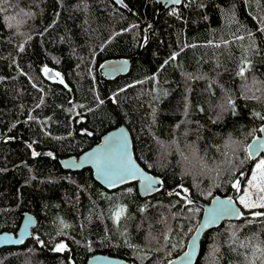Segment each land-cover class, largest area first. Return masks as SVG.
<instances>
[{
	"label": "trees",
	"instance_id": "obj_1",
	"mask_svg": "<svg viewBox=\"0 0 264 264\" xmlns=\"http://www.w3.org/2000/svg\"><path fill=\"white\" fill-rule=\"evenodd\" d=\"M123 1L0 0V231L15 232L27 211L37 217L23 245L0 248V264H86L97 252L168 264L185 251L203 205L237 199L232 183L264 157L251 162L248 153L264 123L256 115H264V0ZM122 57L133 58L127 74L101 73ZM121 122L138 161L162 178L152 195L137 182L109 190L91 168L60 163ZM241 207L243 217L202 234L194 264H264V217L251 216L264 209Z\"/></svg>",
	"mask_w": 264,
	"mask_h": 264
},
{
	"label": "snow or ice",
	"instance_id": "obj_2",
	"mask_svg": "<svg viewBox=\"0 0 264 264\" xmlns=\"http://www.w3.org/2000/svg\"><path fill=\"white\" fill-rule=\"evenodd\" d=\"M121 2V0H118ZM174 3L180 4L181 0H173ZM3 11V9H0ZM264 23V20L261 21ZM132 27H136L133 25ZM127 29H125L126 31ZM259 31L264 32V28H260ZM238 39H243L239 37ZM146 40V38H145ZM225 44L229 43V41H224ZM23 46L21 45L20 51H23ZM179 53H174L170 59L174 60ZM168 63V61H165ZM251 65V61L244 59L239 67L238 75L244 77L246 71H248ZM115 71L122 70L120 67H115ZM45 76H47L50 80L56 81L58 78V82L60 84H64V79L59 72H52L47 66L42 69ZM67 87V85H65ZM43 92V89H40ZM43 98H41L40 104H37L36 107H40L43 104ZM100 103H103L101 100ZM228 103L231 107H235V102L231 100L229 97ZM256 115L260 116L261 120H264V115H260L257 113ZM34 117L29 115L28 120H32ZM261 132H264V128L260 129ZM91 135V133H88ZM31 148V144L28 145ZM127 137L121 131L119 135H113L108 138L106 142L105 148L94 152L88 155V157L81 161L83 163H95L97 172L99 173V178L104 180L105 183L108 184L109 187H114L117 184L124 183L127 180L133 179L137 176H140L144 181V191L146 193H150L154 190V185L162 184V181H158L152 177L146 176L143 172L137 167V165L132 161L128 151H127ZM249 157H254L259 155L260 152H264V140L257 138L256 142L252 145H249ZM195 154V153H194ZM33 156L41 155V153L33 150ZM51 156V153H48ZM187 159V158H186ZM68 167H80V164H77L75 161H69L67 163ZM240 177H245V173L241 172ZM232 187L238 193L236 201L233 200L231 196L227 197L224 200L219 199L218 197L214 199V206L207 210V216L204 221L201 223L200 228L197 229V232H200L201 229L207 228L210 225H214L219 222L221 219L225 217H236L241 218L244 216V212L240 210L236 205L243 206L245 209H264V157H261L258 162H256L254 169L252 170L251 177L246 179V189L241 191V179L236 178L232 183ZM248 189H252L257 193V198L253 199L252 192L248 191ZM131 191V189H128ZM185 193H187V189H183ZM185 203L188 205L194 204L195 202L190 199L188 196L184 197ZM189 211H199L196 209H189ZM125 209L122 206H118L113 214V218L116 222H119L121 217L124 215ZM253 217H264V211H254L251 213ZM67 227V225H65ZM191 231V230H190ZM167 239V238H166ZM66 245L61 243L57 245L55 251H64L66 249ZM192 251L186 252L182 260L190 261L193 252L195 251L196 241L195 237L192 240V243L189 246ZM169 264H173L172 261H169Z\"/></svg>",
	"mask_w": 264,
	"mask_h": 264
},
{
	"label": "water",
	"instance_id": "obj_3",
	"mask_svg": "<svg viewBox=\"0 0 264 264\" xmlns=\"http://www.w3.org/2000/svg\"><path fill=\"white\" fill-rule=\"evenodd\" d=\"M114 1L117 2L119 5H123L126 7L123 0H121V2H118V0H114ZM156 1L167 8V7H171V6L180 5L185 0H181L180 4L174 3L173 0H156ZM132 60H133V58H123V57L122 58L107 59L100 66L101 73L108 78H114V77H117V76L122 75V74H127L130 71ZM115 67H120L122 70L115 71L114 70ZM261 128H264V123L261 126ZM121 131H123V133L127 137V145H128L127 151L129 153L132 161L137 165V167L143 172L144 175L152 177L158 181H162V178L160 176L155 175L151 171L147 170L136 158L131 132L123 122H121L118 126L112 128L109 131H107L106 133H104L101 136V139L99 142H97L92 147L88 148L87 150L83 151L81 154H79L77 156L71 155V156L62 157L60 159L61 165L65 169H70V170H80V169H83L85 167L91 168L92 173H93V177L100 184H102L105 188H107L109 190L117 189L123 185L129 184L132 182H137V188H138L140 195L149 196V195L154 194L160 188L161 184L158 183V184L154 185V188L157 190H154L150 193H146L144 191L143 179L140 176H137L133 179L125 181L124 183L117 184L114 187H109L108 184L105 183L104 180L99 178V173L97 172V168H96L95 163H83V164H81V161H84L88 157L89 154L94 153V152H98V151L104 149L106 142L108 141V138L113 136V135H119L121 133ZM0 133H1V129H0ZM257 138L264 140V132L260 131V134L256 137H254L249 142L248 146L254 144L256 142ZM249 152H250V150L248 147V153ZM261 155H264V152H260L259 155L251 157L250 158L251 162L255 161ZM69 161H75L77 164H80V167H68V166H66ZM248 170H249V168H246L243 171L245 173V177H240L241 181L247 177ZM230 196L233 198L234 201H236V198L234 196H232V195H230ZM188 197L190 199H192L193 201H195L194 198H192L190 196H188ZM217 197L221 200H224L229 196H221V195L214 196L210 202L205 203L203 205L204 209H203L202 215L199 219V222H198L196 229L194 230V232L191 234L190 238L188 239L185 251L182 252L181 254H179L178 256H176L175 258L170 260L173 262V264H194L198 258L199 252H200V240H201L202 234L206 230L220 225L225 220H238V219H240V218H236V217H225V218L221 219L219 222H217L216 224L210 225L207 228L201 229L200 232H197L196 230L200 228L201 223L204 221V219L207 216V210L214 206V199ZM236 206L238 208H240V210L243 212V209H242L241 205H239V203H237ZM36 223H37V217L31 212H28V211L25 212L23 215V218L20 222V225L15 232L8 231V230L0 231V248L6 247V246L23 245L33 235V228L35 227ZM194 237H195V241H196V247H195V251L192 254L191 260L190 261L182 260V257H184L186 252L192 251V249L189 246L192 243V240ZM86 264H131V263L122 257L114 256V255L107 254V253L97 252V253L92 254L88 258Z\"/></svg>",
	"mask_w": 264,
	"mask_h": 264
},
{
	"label": "rangeland",
	"instance_id": "obj_4",
	"mask_svg": "<svg viewBox=\"0 0 264 264\" xmlns=\"http://www.w3.org/2000/svg\"><path fill=\"white\" fill-rule=\"evenodd\" d=\"M71 111H72L73 113H77V111H78V107H77L76 105H73ZM250 177H251V175L248 176V178H250ZM246 178H247V177H246ZM241 185H242V183H241ZM245 189H246V186H245ZM248 191L252 192V197H253V199H256V198H257V193H256L254 190H252V189H248Z\"/></svg>",
	"mask_w": 264,
	"mask_h": 264
}]
</instances>
